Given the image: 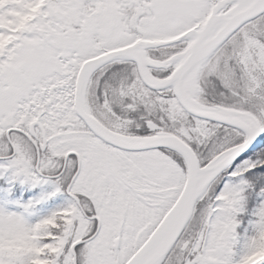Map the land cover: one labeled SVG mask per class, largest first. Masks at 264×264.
Wrapping results in <instances>:
<instances>
[{"label": "snow or ice", "instance_id": "snow-or-ice-1", "mask_svg": "<svg viewBox=\"0 0 264 264\" xmlns=\"http://www.w3.org/2000/svg\"><path fill=\"white\" fill-rule=\"evenodd\" d=\"M0 264H264V0H0Z\"/></svg>", "mask_w": 264, "mask_h": 264}]
</instances>
